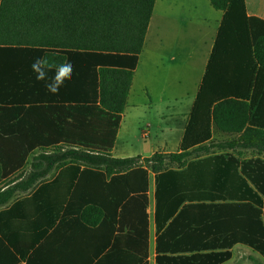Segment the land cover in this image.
<instances>
[{
    "label": "trees",
    "instance_id": "obj_1",
    "mask_svg": "<svg viewBox=\"0 0 264 264\" xmlns=\"http://www.w3.org/2000/svg\"><path fill=\"white\" fill-rule=\"evenodd\" d=\"M155 3L0 0V46L24 49L31 64L52 56L74 66L59 93L42 107L40 97L33 100L30 115L15 125V145L43 153L30 173L0 188V207L31 193L0 212V264H36L34 252L51 236L63 256L86 264H149L150 173L156 264H226L237 245L264 260V160L237 153L259 147L252 136L264 137V124L249 120L264 114L263 102L257 104L264 20L248 16L245 0H210L224 17L179 152L112 155ZM30 72L33 90L44 86ZM90 75L99 96L74 99L71 85L78 76L87 87ZM214 131L239 137L215 142ZM213 150L221 153L209 155ZM29 156H9L0 175ZM54 170L56 178L40 184Z\"/></svg>",
    "mask_w": 264,
    "mask_h": 264
},
{
    "label": "crops",
    "instance_id": "obj_2",
    "mask_svg": "<svg viewBox=\"0 0 264 264\" xmlns=\"http://www.w3.org/2000/svg\"><path fill=\"white\" fill-rule=\"evenodd\" d=\"M245 2L248 16L264 20V0H245ZM223 17L224 13L214 9L210 0H156L144 50L134 72L127 106L122 115L116 144L112 151L113 157L141 156L148 158L156 153L174 154L179 152ZM10 37L3 36L1 40L10 41ZM262 55L264 56V51ZM29 57L30 54L24 49L0 46V162H9V156L12 155L25 153L32 155L41 150L35 149L27 152L25 148L15 145L20 138L15 127L17 121L29 113L28 109L33 100H38L40 97L42 107L47 104V99L53 95L47 92L42 85L37 90H33L30 81L31 62ZM49 59L53 60L52 56ZM78 79L77 76V83L71 85L74 99L99 96V88L96 87L93 76L87 82L88 86L83 88H80ZM251 92L252 96L253 91ZM257 92L264 95V83L257 88ZM262 95L257 99L258 105L261 102L264 105V96ZM249 104H251V99ZM18 111L21 113L20 117ZM254 116H249L251 123L261 122L264 124V114L259 118ZM140 122H143L144 125L139 127L138 131L143 141L150 142L148 145L150 155L137 154L131 156L128 154V148L134 145L138 139L133 127ZM262 129L264 132V128ZM42 134L44 135V132ZM144 134H147V137ZM216 135L227 137V139L232 137V140L239 137L237 135L219 134L214 131V139ZM44 137L47 136L44 135ZM254 142L259 147L237 150V153L241 154L243 159L259 158L264 160V137L252 136L251 143ZM27 166V161L19 169L8 163L2 169L0 187L14 185L17 180L14 177L18 173L24 172L25 176L30 173L32 164L30 169ZM57 174V170L52 171L45 180H41L40 184L52 182ZM83 185L88 187L89 184ZM155 192V176L150 173L148 191L149 264H156L157 255ZM28 194L18 193L8 205L0 207V212L10 208L17 200L29 196ZM50 238L44 242V246L37 249L38 253L34 260L39 264H86L80 258L75 260L63 256L60 244H56L52 236ZM235 250L239 254L250 255L251 253L256 255L248 247L237 245L232 249V259L226 264L235 261L233 260ZM254 257L249 258L254 260ZM103 264L113 263L106 260Z\"/></svg>",
    "mask_w": 264,
    "mask_h": 264
},
{
    "label": "clouds",
    "instance_id": "obj_3",
    "mask_svg": "<svg viewBox=\"0 0 264 264\" xmlns=\"http://www.w3.org/2000/svg\"><path fill=\"white\" fill-rule=\"evenodd\" d=\"M37 81L44 82V87L50 94L56 95L66 80L72 78L74 66L71 61L64 60L57 64L48 57H37L30 65ZM51 73V75H49Z\"/></svg>",
    "mask_w": 264,
    "mask_h": 264
},
{
    "label": "rangeland",
    "instance_id": "obj_4",
    "mask_svg": "<svg viewBox=\"0 0 264 264\" xmlns=\"http://www.w3.org/2000/svg\"><path fill=\"white\" fill-rule=\"evenodd\" d=\"M91 75L89 76V78L91 77ZM143 125H144V123L140 122L135 127H133V130L136 131L138 139L134 142V145H132V146H130L128 148V154L131 155V156L137 155V154H142V155H145V156L150 155V152H149V149H148V145H149L150 142L149 141H143L142 136H141V134H139V131H138L139 127L141 128V127H143ZM229 140H232V137H230L228 139H227V137L226 138L225 137H220L218 135H216V137H215V142H225V141H229ZM42 153H43V150L42 151L39 150L36 153H34V154L29 156V158L27 160V165H28L27 168L28 169H30V165L32 164V161H33L34 157H37V156H39ZM219 153H221V152L218 151V150H213L209 155H214V154H219ZM209 155L208 154H200L199 157L203 158V157H206V156H209ZM242 159H243V157H242ZM22 176H25L24 172H22L21 174L18 173L14 178H20ZM30 194L31 193H29L28 195H30ZM37 253H38V251L36 249L34 254L37 255ZM237 253H238V251L235 250L234 259H233L235 261H232L231 264H261L262 262L264 263V260L256 253H255L256 255H252L251 253H250V255H245V254H242V253L241 254L238 253V256H237ZM241 255L243 256V258H242ZM236 256H237V258H236ZM252 256L253 257L255 256L254 260L249 258V257H252ZM35 262H36V264H39V262H37V261H35ZM22 264H26V263L23 262Z\"/></svg>",
    "mask_w": 264,
    "mask_h": 264
},
{
    "label": "built area",
    "instance_id": "obj_5",
    "mask_svg": "<svg viewBox=\"0 0 264 264\" xmlns=\"http://www.w3.org/2000/svg\"><path fill=\"white\" fill-rule=\"evenodd\" d=\"M145 135V137H147V134H144Z\"/></svg>",
    "mask_w": 264,
    "mask_h": 264
}]
</instances>
